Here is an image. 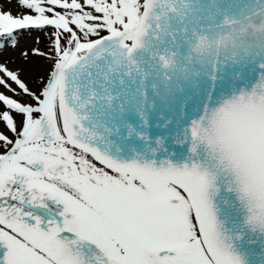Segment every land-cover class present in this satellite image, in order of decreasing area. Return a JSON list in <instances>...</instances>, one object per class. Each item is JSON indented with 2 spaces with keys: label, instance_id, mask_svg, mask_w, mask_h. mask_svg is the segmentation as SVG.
Here are the masks:
<instances>
[{
  "label": "snow or ice",
  "instance_id": "snow-or-ice-1",
  "mask_svg": "<svg viewBox=\"0 0 264 264\" xmlns=\"http://www.w3.org/2000/svg\"><path fill=\"white\" fill-rule=\"evenodd\" d=\"M15 4L0 264H264V0Z\"/></svg>",
  "mask_w": 264,
  "mask_h": 264
},
{
  "label": "rangeland",
  "instance_id": "rangeland-1",
  "mask_svg": "<svg viewBox=\"0 0 264 264\" xmlns=\"http://www.w3.org/2000/svg\"><path fill=\"white\" fill-rule=\"evenodd\" d=\"M0 6H2L4 10H11L14 15L17 14L18 12V9L15 4V0H0ZM35 35L37 34L36 33H21L19 36L20 47L21 48L31 47L32 46L31 41ZM8 55H11L15 58V63L10 64V67L15 68V67L22 66V62L19 59V49L15 53H6L5 58H7Z\"/></svg>",
  "mask_w": 264,
  "mask_h": 264
}]
</instances>
